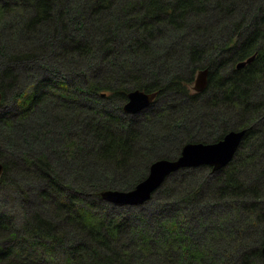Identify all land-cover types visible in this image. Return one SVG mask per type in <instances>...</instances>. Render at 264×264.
I'll list each match as a JSON object with an SVG mask.
<instances>
[{"label": "trees", "instance_id": "16d2710c", "mask_svg": "<svg viewBox=\"0 0 264 264\" xmlns=\"http://www.w3.org/2000/svg\"><path fill=\"white\" fill-rule=\"evenodd\" d=\"M135 88L157 94L124 113ZM0 92V184L27 207L18 225L0 211V264H264V0H0ZM231 129L246 132L226 166L153 192L172 209L154 230L100 197Z\"/></svg>", "mask_w": 264, "mask_h": 264}, {"label": "water", "instance_id": "95a60500", "mask_svg": "<svg viewBox=\"0 0 264 264\" xmlns=\"http://www.w3.org/2000/svg\"><path fill=\"white\" fill-rule=\"evenodd\" d=\"M254 56L238 61L237 69L244 67ZM208 81V68L198 69L194 77L193 89L201 92ZM157 91H146L135 88L127 93V100L122 105V111L127 114H135L146 109L154 100ZM2 93L0 92V101ZM246 129H231L222 138L212 142H187L181 147L180 153L175 158H157L152 160L146 176L138 181L129 190L103 189L100 197L114 204L139 205L149 200L154 191L165 179L181 168L208 165L212 170L226 166L234 157ZM4 165L0 161V178ZM264 258V246L262 247Z\"/></svg>", "mask_w": 264, "mask_h": 264}, {"label": "rangeland", "instance_id": "374dc122", "mask_svg": "<svg viewBox=\"0 0 264 264\" xmlns=\"http://www.w3.org/2000/svg\"><path fill=\"white\" fill-rule=\"evenodd\" d=\"M196 72L193 75L192 82L189 84L190 91H194L193 85H194V77L196 75ZM28 73H29V70H28ZM12 100H14V99L11 96L8 98V100H6L5 109H10V104H13ZM167 100H168V98L164 97V103H166ZM170 102H172V101H170ZM159 104H161V103L159 102ZM140 118L142 119V117H140ZM144 120L145 119H142L141 122L143 121L142 123H144V125L146 127H148L149 122H147L146 120L144 122ZM147 120H152V116L148 114ZM160 150H162V149H160ZM11 152L14 153L13 150H11ZM30 170L32 171V169H30ZM180 170H183V168L178 169L175 172L176 173L178 172L177 174L179 175ZM12 182L10 179H7L6 181L4 180L0 184V211H3L4 213H6L7 216H9V217L11 216V219L13 218L11 220L13 225H18V223L21 221V219L25 216V208H27V207H26V203H25L26 201L23 202V204H21L19 202L20 199L18 198L17 193L14 190H12V189H14ZM21 183L22 184H19L20 185L19 187H21L20 191L23 192L24 198H26L29 201L31 199L30 194L33 192V190H34L33 187H35V186L32 185V182L24 181ZM24 192L25 193L27 192L26 193L27 195ZM158 199H160V198L147 200L144 203L139 204V205L114 204V203H110L107 201L108 203H110V206H107V209L121 212L123 214L128 215L129 217L133 216V217H130V219L132 222H134L137 225V227L139 226L141 228V226H144L146 228L148 226V228H152L154 230L152 225H156L155 222L157 220V219L155 220L154 218L160 217V218L164 219V221H165L166 220L165 217L169 216L166 214V212H169L170 210H172L171 208H169V210H167L166 207H164V205H166L165 202H164V205L158 203ZM112 205L115 207L112 208L111 207ZM163 207H164V209H163ZM205 225L207 226V223H204V226ZM204 226L201 225L200 222L199 223L196 222V224L193 223L192 226L190 225V227L187 226L188 227L187 230L190 231V233L192 231L194 234H196L198 236L203 231L206 233V229H205L206 226L205 227Z\"/></svg>", "mask_w": 264, "mask_h": 264}, {"label": "flooded vegetation", "instance_id": "af4514ba", "mask_svg": "<svg viewBox=\"0 0 264 264\" xmlns=\"http://www.w3.org/2000/svg\"><path fill=\"white\" fill-rule=\"evenodd\" d=\"M152 103H153V102H152ZM152 103H151V104H152ZM151 104H150V105H151ZM150 105H149V106H150ZM149 106H148V107H149ZM148 107H147V108H148Z\"/></svg>", "mask_w": 264, "mask_h": 264}]
</instances>
